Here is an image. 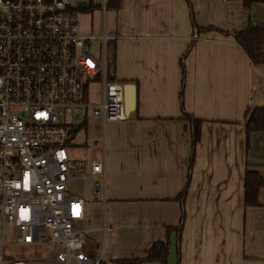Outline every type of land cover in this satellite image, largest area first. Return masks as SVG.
I'll list each match as a JSON object with an SVG mask.
<instances>
[{"label": "crops", "instance_id": "obj_1", "mask_svg": "<svg viewBox=\"0 0 264 264\" xmlns=\"http://www.w3.org/2000/svg\"><path fill=\"white\" fill-rule=\"evenodd\" d=\"M96 15L82 10L80 30L110 36V69L116 80L136 85L137 97L127 119H99L105 201L76 222L92 239L85 237L86 250L96 255L105 222L114 231L105 235L104 261L264 264V186L260 206L244 203L248 164L264 178V131L251 135L249 149L246 133L247 109L264 107V66L234 40L235 32L264 25V0L249 10L241 0H122L120 10ZM189 117L203 121L196 146ZM70 187L90 195L87 177ZM167 239L166 263L136 261Z\"/></svg>", "mask_w": 264, "mask_h": 264}, {"label": "built area", "instance_id": "obj_2", "mask_svg": "<svg viewBox=\"0 0 264 264\" xmlns=\"http://www.w3.org/2000/svg\"><path fill=\"white\" fill-rule=\"evenodd\" d=\"M78 1L0 0V264L10 225L21 245L56 247L52 260L37 263L118 264L103 260V248L92 256L76 227L106 190L105 155L96 161L70 152L81 128L76 114L86 109L104 123L128 117L125 83L108 78L110 36L80 30ZM95 39L101 55L91 49ZM92 83L102 85L99 102L89 100ZM83 177L87 199L70 187ZM101 231L104 243L114 229L104 222Z\"/></svg>", "mask_w": 264, "mask_h": 264}, {"label": "trees", "instance_id": "obj_3", "mask_svg": "<svg viewBox=\"0 0 264 264\" xmlns=\"http://www.w3.org/2000/svg\"><path fill=\"white\" fill-rule=\"evenodd\" d=\"M246 10H249L251 6L257 0H241ZM122 7V0H108L106 2V9L108 10H120ZM101 8L99 5L88 3V5L82 10L93 11ZM196 27V26H195ZM197 32L202 30L196 27ZM208 29V28H207ZM210 29V28H209ZM234 40L245 51L251 62L257 66H264V25H251L243 31L234 33ZM109 43V42H107ZM108 48V46H107ZM111 63H108V78L110 80H116L115 75L111 71ZM193 126V142L194 146L201 139L202 123L201 119L189 117ZM264 131V107L249 108L246 112V133H247V148L250 147V138L254 132ZM264 186V178L256 167L248 164L245 173V185H244V203L246 207L260 206V192ZM173 228L168 227L167 232L170 234ZM170 241H158L153 244L149 254L144 259L148 261H159L166 263L169 257Z\"/></svg>", "mask_w": 264, "mask_h": 264}, {"label": "rangeland", "instance_id": "obj_4", "mask_svg": "<svg viewBox=\"0 0 264 264\" xmlns=\"http://www.w3.org/2000/svg\"><path fill=\"white\" fill-rule=\"evenodd\" d=\"M88 3L93 1V4L101 6L98 9H95L94 12L99 16L96 19L101 20L103 18L102 12L104 11V2L105 0H86ZM100 12V13H97ZM90 23V18L88 19ZM108 21V19H107ZM83 23V21H82ZM96 25V23H95ZM96 31V28L94 29ZM102 32V30L100 31ZM101 41L100 39H95L92 43V51L96 55H101L100 48ZM110 51V50H109ZM101 83H92L89 87L91 102H99L101 98ZM76 119L81 125V130L77 133L76 137L73 138L72 142L75 144L72 148H70V152L74 157L78 158H90L92 150L94 153V158L96 161L103 160V156L99 159V147H95L92 149L91 140L92 138L103 141L104 136V123L100 121V117H93L91 111H86V109L80 110L76 114ZM113 120V121H119ZM109 121V120H108ZM106 124V123H105ZM111 126H107L106 130L109 133ZM98 157V158H97ZM99 175H96V177ZM87 182H83L81 188L84 190L86 188ZM90 197V195H89ZM97 200L93 202L96 203ZM17 232L18 229L16 226H8L6 228V239L8 244L4 246L2 249V254L4 256V264H12L16 260H23L25 264H40L37 261L47 260L48 257L53 256L56 251V247L54 245H21L17 242ZM85 237L88 240L92 241L89 234H86ZM103 241L95 242V251L96 254L99 253L102 248ZM1 252V248H0ZM31 261V262H30Z\"/></svg>", "mask_w": 264, "mask_h": 264}, {"label": "water", "instance_id": "obj_5", "mask_svg": "<svg viewBox=\"0 0 264 264\" xmlns=\"http://www.w3.org/2000/svg\"><path fill=\"white\" fill-rule=\"evenodd\" d=\"M78 5L84 8L88 5V1L79 0ZM136 97V85L134 83H125V104L128 116L136 108Z\"/></svg>", "mask_w": 264, "mask_h": 264}]
</instances>
